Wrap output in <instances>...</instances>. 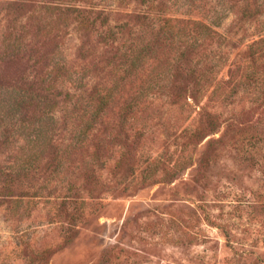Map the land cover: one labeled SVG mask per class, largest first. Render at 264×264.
Returning a JSON list of instances; mask_svg holds the SVG:
<instances>
[{
    "label": "rangeland",
    "instance_id": "1",
    "mask_svg": "<svg viewBox=\"0 0 264 264\" xmlns=\"http://www.w3.org/2000/svg\"><path fill=\"white\" fill-rule=\"evenodd\" d=\"M0 94V264H264V0H0Z\"/></svg>",
    "mask_w": 264,
    "mask_h": 264
},
{
    "label": "trees",
    "instance_id": "2",
    "mask_svg": "<svg viewBox=\"0 0 264 264\" xmlns=\"http://www.w3.org/2000/svg\"><path fill=\"white\" fill-rule=\"evenodd\" d=\"M205 31L203 30H197V35L200 37H204ZM180 34H175L174 36L179 37ZM196 35V37H197ZM141 53L138 52L136 53V55L134 56V58H137ZM131 64H134V62H131ZM131 72V68L127 71H125L126 75H129ZM76 78H74L75 80ZM109 97V95H105L104 99H107ZM19 100L17 98H15L13 95L11 94H0V132L7 130V127H10V131L12 130H16L17 128H15L16 126L13 125V123H9V120L11 119L12 115V109H13V103L18 104ZM102 103V101L100 102ZM103 105H100L95 107V108H91V104H86L84 107H82L83 111H86V113L88 112V116L86 117V119L83 121L84 124V128L81 129V132H79L77 134V136L79 134H84L86 128H88L89 126V121L92 120L93 118H97L99 116L100 113V109L102 108ZM82 111V114L85 115ZM43 123V122H42ZM7 125V126H6ZM18 126V125H17ZM21 127L19 129H17V136L14 138L15 141H17L21 136L24 137L23 140L28 143L31 144L32 147H34L35 145L38 144L39 141H41L43 139V128L40 125L39 127H36L34 129L33 135L31 134V131L28 130H24L21 131ZM3 134V133H2ZM8 137V136H6ZM13 137V136H12ZM80 137V136H79ZM9 141V140H8ZM7 142V141H6Z\"/></svg>",
    "mask_w": 264,
    "mask_h": 264
}]
</instances>
